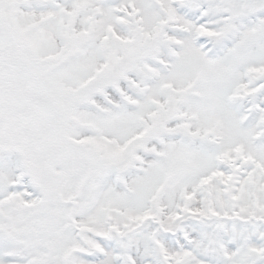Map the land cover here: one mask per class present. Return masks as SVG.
I'll list each match as a JSON object with an SVG mask.
<instances>
[{
	"label": "snow or ice",
	"instance_id": "obj_1",
	"mask_svg": "<svg viewBox=\"0 0 264 264\" xmlns=\"http://www.w3.org/2000/svg\"><path fill=\"white\" fill-rule=\"evenodd\" d=\"M0 264H264V0H0Z\"/></svg>",
	"mask_w": 264,
	"mask_h": 264
}]
</instances>
